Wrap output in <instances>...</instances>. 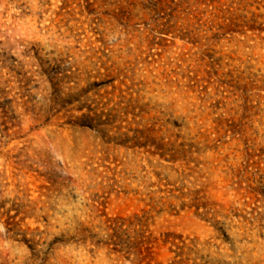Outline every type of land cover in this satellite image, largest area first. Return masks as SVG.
Wrapping results in <instances>:
<instances>
[{"label":"rangeland","instance_id":"obj_1","mask_svg":"<svg viewBox=\"0 0 264 264\" xmlns=\"http://www.w3.org/2000/svg\"><path fill=\"white\" fill-rule=\"evenodd\" d=\"M0 264H264V0H0Z\"/></svg>","mask_w":264,"mask_h":264},{"label":"trees","instance_id":"obj_2","mask_svg":"<svg viewBox=\"0 0 264 264\" xmlns=\"http://www.w3.org/2000/svg\"><path fill=\"white\" fill-rule=\"evenodd\" d=\"M120 221V224L113 229L114 237L119 240L120 245L135 253L140 262H145L146 260L151 259L152 249L155 241H153L151 236H147L148 231L145 229L143 218L135 216L134 218L127 220L121 219ZM125 227L126 230H123ZM128 230H133L134 237H132V241L123 240V237L126 235L125 233ZM120 231H122V233L118 234Z\"/></svg>","mask_w":264,"mask_h":264}]
</instances>
